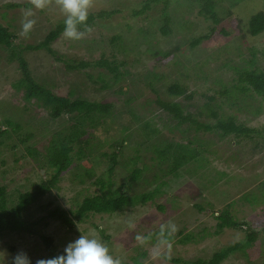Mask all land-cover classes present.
Wrapping results in <instances>:
<instances>
[{
    "label": "rangeland",
    "instance_id": "rangeland-1",
    "mask_svg": "<svg viewBox=\"0 0 264 264\" xmlns=\"http://www.w3.org/2000/svg\"><path fill=\"white\" fill-rule=\"evenodd\" d=\"M141 1L91 0L89 12H98L101 9H118L119 12L97 20L90 31L84 33L79 40L68 39L62 35L51 45L55 52V55H52L44 50L29 51L25 46L37 44L58 21L66 18L57 0H49L44 9L33 8L32 18L36 20V24L26 37L20 34L21 20L23 10L29 7L7 8L5 5L28 3L32 7L31 0H0V22L15 34L11 47L0 46V119L10 118L20 122L23 127L21 131L3 139V143L0 144V186L4 187L7 205H13L19 193L32 189L35 183L48 178L49 173H52L43 160L34 158L27 152V148H35L43 153L55 132L71 124L68 118L74 116V114H63L59 118H49L48 109L40 105L35 98L28 101L24 99L23 90H18L14 86L22 75L17 56L10 58L11 52H16L17 55L20 53L29 65L30 75L53 93L65 96L72 90L75 91L71 95L72 98L82 95L91 100L114 104L113 118L103 116L99 119L95 140H101L102 143L110 141L113 137H118L119 130L124 124L129 127L134 125L130 117L122 112L130 106L141 118L153 117L163 138L186 142L184 137L191 138L197 135L208 148V151L203 153L207 161L206 166L199 169L197 175L182 173L179 177L169 176L166 185L161 187L162 192L146 205H136L110 215L90 214L82 222L73 219L74 225L70 228L57 216H52V211L63 210L71 216L70 211L76 210L86 195L98 192L99 188L92 183L93 180L100 175L105 176L107 172V160L96 155L93 177L80 183L79 178L75 176L79 169L74 165L62 173L56 188L24 212L22 230L4 231L1 234L0 264H13L14 257L19 253L27 254L31 264H36L39 259L53 258L62 254L66 245L79 236L101 241L109 249V254L119 260L120 264H182L173 263L164 257L184 260L209 258L220 248L245 240V226L242 229L225 228L219 234L213 233L216 223L214 216L227 203L233 201L231 213L239 221L250 223L264 219V202L249 203L243 199V196L249 193L261 198L264 190V142L259 139L258 143L263 148L261 146L258 149L255 148L254 142L247 138L240 142L232 136L220 139L215 131L195 133L191 129L182 132L185 125L178 129L170 124L165 125L164 114L158 111L153 103L155 94L142 80L145 69L154 68L164 74L167 81L178 80L187 86L189 92L196 91L195 97L189 103L201 105L205 97L200 94H213V90L209 89L218 88L217 84H213V80L224 78L225 81L234 77L235 71L230 68L231 65L248 67V61L253 59L254 66L264 71V31L257 36L245 34V30H243L244 36L234 34L223 12L231 9L233 16L241 18L242 25H246L253 14L264 11V0H246L235 5L229 0H219L216 12L225 18L223 25L231 33L217 34L192 49L188 48L189 40L207 34L212 26L211 21L204 20L197 14V6L189 7L185 13L178 10V5L173 6L174 32L171 36H163L159 31V24L155 21V17L159 15V7L148 10L145 14H133L134 9H141ZM180 2L183 3L184 0ZM179 8L187 9V6L185 4ZM182 23L192 24L190 32L183 29ZM139 28L147 30L152 42L156 43V48L163 51L180 45L182 51L177 53L180 63L176 64L175 58L168 63L157 64L149 53H142L146 47L142 44L139 46L141 53L135 52L138 51L137 48L135 51L131 50L127 57L133 75L125 76L126 79L115 82L112 88L105 90H100L98 84L95 85L86 78V72L96 78L97 72L101 69L66 68L67 61L74 64H78L81 60L93 61L99 58L103 50L109 54L111 51L109 43L113 37H121L125 44L132 47ZM250 48L254 49V56ZM116 57L119 59L124 55L117 54ZM181 64H185L181 72L187 73L188 76L182 77L179 74ZM106 79L110 80L113 77L107 74ZM120 87L123 91H127L120 93ZM133 96L136 98L131 103H127L126 99ZM185 102L187 101H183ZM189 110L197 112L195 107L194 109L190 107ZM222 111L226 115L235 114L247 126L264 127V103L259 113L240 111L236 107L230 108L227 105H224ZM159 115L164 117L160 119ZM200 120L202 121L203 118ZM213 120L211 117H205L203 121L212 123ZM103 127H108V131H104ZM85 129L92 130L91 126L87 128L85 126ZM29 132L32 133V137L26 142L18 140V137L23 138L24 133ZM9 143L16 144L14 150H8ZM131 147L129 146L128 150ZM142 155L150 171L143 175L147 182L139 181L132 185L131 191L134 192H145L156 186L153 173L157 170L158 164L151 160L152 153L148 150H142ZM15 158L20 160L16 162ZM1 161L4 163L2 164ZM122 164L116 165L112 173L111 178L116 182L114 188L127 175ZM195 204L202 205L204 210H199L194 206ZM159 205L162 209L158 208ZM203 229H205L204 233ZM179 230L183 231V235L193 232L205 237L198 236L197 242L179 244L175 241ZM165 235H171L173 239L167 241ZM147 236L151 237L147 238ZM43 237L52 238V244L47 245ZM221 264H264V226L254 243L246 246L244 250L235 251Z\"/></svg>",
    "mask_w": 264,
    "mask_h": 264
},
{
    "label": "trees",
    "instance_id": "trees-1",
    "mask_svg": "<svg viewBox=\"0 0 264 264\" xmlns=\"http://www.w3.org/2000/svg\"><path fill=\"white\" fill-rule=\"evenodd\" d=\"M219 0H142V7L139 10H133L134 15L145 14L148 10L159 7V15L155 17V21L159 24V31L163 36H171L174 32L173 24H175V16L173 15V6L178 5V10L184 13L194 6L198 7L197 14L203 17L204 20H209L212 26L209 28L207 34L193 37L188 42V48L192 49L198 44L207 39L214 38L217 34L228 35L231 32L223 25L224 17H221L216 12V6ZM232 5L246 1V0H229ZM187 6V9L179 8L182 5ZM7 8L17 7H30L31 5L21 3H8L5 5ZM118 9L106 10L101 9L98 12H89L88 19L84 25H79V31L86 33L99 19H104L112 16ZM226 19L234 30V34L244 36L249 34L257 36L264 31V11H259L253 14L242 25L243 20L233 16L232 10H224ZM64 20H60L56 25L51 28L45 37L37 44H27L26 50L40 51L44 50L49 54L55 55L51 45L56 42L64 32ZM179 24V22H178ZM192 24L182 23L183 29L190 32ZM181 27V26H180ZM15 34L8 26L0 22V46L11 47ZM121 37H113L110 40V52L106 50L100 53L99 58L93 61L81 60L78 64L65 62L66 68L70 70L81 68H97L101 71L97 72V77L94 78L91 73L86 72V78H89L93 84H98L100 90L110 89L114 86L115 82L124 80L125 76L133 75L129 68L128 54L135 51L141 53L139 46L145 44L146 47L142 53H149L158 63H168L176 58L175 63H180L177 58V53L182 51L180 45L174 46L169 50H161L156 48L153 40L150 39L147 30L139 28L138 34L134 37L133 46L125 44ZM239 50V49H237ZM252 56L255 55L253 48H250ZM107 53V54H106ZM118 55H124L122 58H117ZM11 57L17 56V62L21 77L16 81L14 86L18 90H23L24 99H36L40 105L48 109V117L55 119L61 117L63 114L69 116L68 124L63 130L55 132L53 137L45 146L43 153H40L35 148H27V152L36 159H42L43 163L51 169L49 177L35 183L32 189L19 193L17 201L11 205H7L4 187L0 186V236L4 231L15 232L24 228L23 214L29 207L35 204L41 197L46 195L52 189L57 187V183L61 179L62 173L72 168L74 165L78 172L75 176L80 183L90 180L95 171L94 160L96 155L98 158L107 160L106 175H100L93 184L97 185L99 190L93 194L86 195L76 210L69 213L63 210L55 209L52 211V216H57L63 224L72 228L74 220L76 222L84 221L90 214H114L122 212L127 208L136 205H146L148 202L155 200V198L162 192L161 187L166 185L168 178L179 177L182 173L189 175H197L199 169L206 166V158L203 153L208 151V148L197 135L191 138L184 137L186 142L172 141L168 138H163L161 130L157 127L153 117L141 118L136 112L128 106L124 111L134 123L131 127L124 124L120 130L118 137H113L110 141L102 143L101 140H95V132L98 130L99 119L103 116L113 118L115 115L114 104L111 102L91 100L82 95H77L75 98L71 96L73 92L70 91L68 95H59L53 93L51 89L42 83L36 81L30 75L29 65L26 59L20 53L11 52ZM229 60V58H228ZM249 66H230L235 71L234 77L230 80L224 78H217L213 80V84H217L218 88H210L213 94H200L205 97L201 105L189 103L195 97L196 91L189 92L187 86L178 80L167 81L165 75L156 71L154 68L145 69L142 74L143 83L149 88L155 99L153 103L157 106L158 111L162 112L165 116L163 119L165 125H173L178 129L180 126L185 125L182 132H188L191 129L198 133L199 131L209 132L215 131L220 139L232 136L239 142L242 139H249L254 142L255 148H260L262 145L258 143L259 139L264 142V127L247 126L240 121L235 114H224L222 108L227 105L230 108H237V110H245L251 113H259L262 110L264 103V71L254 66V60L248 61ZM179 74L184 77L183 68L185 64H181ZM200 69L203 72V69ZM189 68V66H187ZM107 72V73H106ZM111 75L113 79L107 80L106 76ZM207 76V75H206ZM205 77V75H204ZM208 77V76H207ZM206 77V78H207ZM209 78V77H208ZM126 79V78H125ZM127 91V90H126ZM122 87L119 88L120 93H125ZM136 96L128 97L127 103H131ZM180 99V100H179ZM187 101L183 103V101ZM197 108V112H191L190 107ZM206 112V114H205ZM159 115L162 119L164 117ZM213 118L212 123L203 121L204 118ZM200 118H203L201 121ZM91 126L92 130H86ZM4 127V128H3ZM20 122L4 117L0 119V144L2 140L9 138L13 134L22 130ZM104 131H108V127H103ZM32 137V133H24V137H18L20 142H26L27 139ZM94 140V141H93ZM196 144V146H195ZM132 146L128 150V147ZM16 144H7L8 150H14ZM263 148V146H262ZM142 150H148L152 153L150 157L152 161L158 165L157 170L153 173V181L156 186L145 192L131 191V187L135 182H147L144 174L150 171L149 165L145 162L142 155ZM132 154H131V153ZM1 153V150H0ZM123 158V160H119ZM20 159L15 158L18 162ZM78 161V163H76ZM123 162V164H122ZM3 164L4 161H1ZM122 164L127 175L123 181L117 184L111 178L116 165ZM184 171V172H183ZM243 199L249 203L264 202V190L261 198L251 193L244 195ZM233 201L227 203L225 207L214 216L216 220L214 234L221 233L225 228L229 229H242L245 226V240L232 243L225 247L220 248L211 254L209 258H196L195 260H184L182 258H169L164 257L173 263L182 264H221L232 253L238 250H244L246 246L254 243L258 238V233L264 226V219L252 221L250 223L239 221L232 213ZM199 210H204L200 204H195ZM162 209V206H158ZM74 219V220H73ZM205 229L202 230L204 233ZM176 242L179 244H188L197 242L198 236L204 238V235L199 233L194 234L188 232L183 235V231L179 230ZM151 236H147L150 238ZM47 245L52 244V238H42ZM171 235H165V240L171 241Z\"/></svg>",
    "mask_w": 264,
    "mask_h": 264
},
{
    "label": "clouds",
    "instance_id": "clouds-1",
    "mask_svg": "<svg viewBox=\"0 0 264 264\" xmlns=\"http://www.w3.org/2000/svg\"><path fill=\"white\" fill-rule=\"evenodd\" d=\"M65 14L63 35L72 40H79L84 33L78 26L84 25L88 19L91 0H57ZM49 0H31L32 7L23 10L21 20V36H28L36 24L35 9H44ZM90 31V29H88ZM174 228V226H173ZM13 264H31V260L25 253H19L13 259ZM36 264H120L109 254V249L98 239L79 236L69 242L63 253L53 258L39 259Z\"/></svg>",
    "mask_w": 264,
    "mask_h": 264
}]
</instances>
